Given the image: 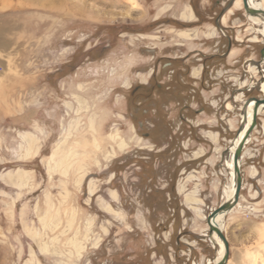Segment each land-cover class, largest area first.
<instances>
[{
	"label": "rangeland",
	"instance_id": "obj_1",
	"mask_svg": "<svg viewBox=\"0 0 264 264\" xmlns=\"http://www.w3.org/2000/svg\"><path fill=\"white\" fill-rule=\"evenodd\" d=\"M233 1L0 0V264L216 258L207 216L229 183L242 100L264 95V71L249 68L258 24L241 9L218 21ZM255 130L223 217L228 264H264Z\"/></svg>",
	"mask_w": 264,
	"mask_h": 264
},
{
	"label": "bare ground",
	"instance_id": "obj_2",
	"mask_svg": "<svg viewBox=\"0 0 264 264\" xmlns=\"http://www.w3.org/2000/svg\"><path fill=\"white\" fill-rule=\"evenodd\" d=\"M34 1H36V2L37 1H41V2H44V3H48V4H53L52 0H34ZM247 4L250 7H252V8L263 9L264 10V0H247ZM234 9H241V10H243L245 12V10L243 8V2H242V0H234L232 2V5L230 7H228L227 10L220 16L219 22L222 25L225 23V21L227 19V16L230 15V14H232V11ZM184 11L185 12L187 11L188 18L189 17L190 18L192 17L191 15L193 13H192L191 8L188 9V7L185 6L184 7ZM245 14L249 18V20H251L253 23L258 24L259 27L258 28H254V32L257 33L258 35H260L262 37V39L259 40V39H257L258 36L255 35V36H253V37L250 38V41L257 42L259 40L260 42L264 43V18L263 17H259V16L250 15V14H247L246 12H245ZM184 16L185 15H182V17H184ZM188 18H186V19H188ZM181 34L182 35H186L185 32H183ZM263 65H264V61H259L258 60V61H256V64L254 66H251L250 65L249 68H250V70L252 71L253 74L256 73V72H259V73L262 72L263 73V71H264L263 70ZM263 76H264V74H262V77ZM261 84H262V86H261L262 87L261 88L262 90L261 91L264 93V82H262ZM262 97H264V95ZM244 101L245 100H242L241 106H243ZM252 109H253V102H250L247 105V107H246L245 115L242 114V121H244L243 122V125H242L241 128H239V130H238V132H237L235 138L233 139L232 144H231V146L229 148V156H228V159L226 161V165H227V167L229 169V171H228V173H229V183H228L227 188L224 190V199L222 200V202H225V201H228L229 199H231V197L233 196V193H234L235 182H234V172H233L234 169H233L232 155H233V151H234L236 145L238 144L239 140L243 137V135L245 133V130L247 129V127H248V125H249V123L251 121ZM243 111L244 110H242V107H241V112H243ZM260 111H262V108L259 109V113H260ZM249 137L245 141V144L249 141ZM26 141H27V146L28 147L27 148L25 147V152H26V154H28L32 150V146L35 148V143L33 142V140L31 138H27ZM122 146H123V144H122V142H120L118 144V148H121ZM35 150H36V148H35ZM51 153L52 154H51V158L50 159H53L57 152H55L53 154V151H52ZM251 172H254L255 173L254 170H252ZM25 173H26L25 170L24 171L23 170H18V172L16 173V177H15L16 178V182H15L16 184H18V185H22L23 184V178H24L23 175H25ZM27 175H28V172H27ZM27 175H26V177H27ZM11 178H12V176H11ZM238 205H239V203L237 201V203L235 204V206L233 208H231V210L229 212L233 211L236 208V206H238ZM223 219L224 218H223V215L222 214H216L212 218L211 222L213 224H215L216 226H218L223 231V225H224L223 224ZM207 227H208V236L210 237V239H212L213 242H215L218 245V255L216 256V258L213 261H210L209 260L207 262V264H214V263H217L218 261H220V259L223 257L224 247H223V244H222L221 240L217 237V235L215 234V232H212V231L210 232L209 231V225H208V223H207ZM225 264H228V259L225 262Z\"/></svg>",
	"mask_w": 264,
	"mask_h": 264
},
{
	"label": "water",
	"instance_id": "obj_3",
	"mask_svg": "<svg viewBox=\"0 0 264 264\" xmlns=\"http://www.w3.org/2000/svg\"><path fill=\"white\" fill-rule=\"evenodd\" d=\"M243 2V8L247 14L254 15V16H259L264 18V10L263 9H256L252 8L247 4V0H242ZM259 61H264V43L259 50ZM253 102V109H252V116H251V121L245 130V133L243 137L239 140L238 144L236 145L233 155H232V161H233V172H234V182H235V189L233 196L231 199L228 201L220 203L216 208L212 209L211 212L208 214L207 217V223L209 225V231L215 232L217 237L221 240L223 247H224V253L223 257L218 261L217 263L214 264H225V262L228 259L229 255V245L227 242V239L223 233V231L213 224L211 222L212 218L216 214H222L223 217L235 206L237 203L239 196H240V190L242 186V180H241V173H240V165H241V159H242V149L244 147L245 141L247 138L250 136L252 131L255 129L256 124H257V115L259 113V109L262 108L264 109V97H248L242 106L243 114L245 115V110L247 105ZM244 121H241L239 124L238 128H241L243 125Z\"/></svg>",
	"mask_w": 264,
	"mask_h": 264
},
{
	"label": "crops",
	"instance_id": "obj_4",
	"mask_svg": "<svg viewBox=\"0 0 264 264\" xmlns=\"http://www.w3.org/2000/svg\"><path fill=\"white\" fill-rule=\"evenodd\" d=\"M257 120H260V122L261 123H259L258 125H256V127H262V126H264V109H262V111H260V113L257 115ZM255 127V128H256ZM255 132H258L257 130H253L252 131V133L250 134V136H251V138H254L253 136H255ZM251 138H250V140H251ZM245 147H246V145H245ZM252 171V170H251ZM240 197V196H239ZM228 262H229V260H228Z\"/></svg>",
	"mask_w": 264,
	"mask_h": 264
},
{
	"label": "flooded vegetation",
	"instance_id": "obj_5",
	"mask_svg": "<svg viewBox=\"0 0 264 264\" xmlns=\"http://www.w3.org/2000/svg\"><path fill=\"white\" fill-rule=\"evenodd\" d=\"M191 7V6H190ZM194 14V13H193ZM220 18H218V21H219Z\"/></svg>",
	"mask_w": 264,
	"mask_h": 264
},
{
	"label": "built area",
	"instance_id": "obj_6",
	"mask_svg": "<svg viewBox=\"0 0 264 264\" xmlns=\"http://www.w3.org/2000/svg\"><path fill=\"white\" fill-rule=\"evenodd\" d=\"M222 31V30H221ZM223 32V31H222Z\"/></svg>",
	"mask_w": 264,
	"mask_h": 264
}]
</instances>
